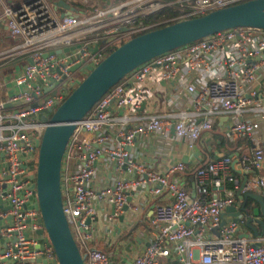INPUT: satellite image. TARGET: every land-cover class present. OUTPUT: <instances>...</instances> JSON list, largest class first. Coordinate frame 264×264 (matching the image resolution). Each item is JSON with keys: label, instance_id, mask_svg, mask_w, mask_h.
I'll return each mask as SVG.
<instances>
[{"label": "built area", "instance_id": "built-area-1", "mask_svg": "<svg viewBox=\"0 0 264 264\" xmlns=\"http://www.w3.org/2000/svg\"><path fill=\"white\" fill-rule=\"evenodd\" d=\"M56 1L18 0L4 11L12 43L0 51V63L3 58H17L21 70L9 81L16 91L5 100L0 98V264L56 261L47 232L39 233L44 225L39 221L40 210L34 206L37 193L31 175L37 170V140L47 125L41 117L51 115L83 77L84 72H73L71 67L85 65L87 72L107 56L109 47L119 46L136 34L247 0H124L98 5L94 10L74 6L76 11L63 18ZM73 1L84 6L92 2ZM168 6L182 11L163 20L142 21ZM71 46L75 48L53 52ZM214 59L222 72L211 67ZM203 66L210 67L207 78L187 76ZM163 81L172 99L159 113L149 114L156 85ZM183 96L186 101L181 105L172 103ZM20 101L21 105L6 106ZM223 114L229 118L224 129L227 137L254 142L250 157L237 158L242 170L255 173L243 192L264 196V175L260 173L264 146L257 138L264 130L263 29L225 30L140 65L77 124L63 159V208L71 230L74 227L78 232L76 237L72 230L85 264H264V234L240 235L245 232L247 214L239 221L222 224L225 209L239 208L243 203L237 196L240 181L231 173L234 156L222 155L197 169L192 196L178 175L186 163L178 161L159 172L150 170L151 162L132 152L143 136H158L161 147L176 139L194 151L204 132L213 136V127ZM71 166L75 170L70 186ZM107 168L112 174L110 182L101 175ZM226 181L236 190L223 194ZM138 187L162 202L146 218L143 248L129 262L115 244L125 235L124 245L131 248L135 228L145 223L141 218L143 199L136 197ZM96 239L102 240L104 247L95 245Z\"/></svg>", "mask_w": 264, "mask_h": 264}, {"label": "water", "instance_id": "water-1", "mask_svg": "<svg viewBox=\"0 0 264 264\" xmlns=\"http://www.w3.org/2000/svg\"><path fill=\"white\" fill-rule=\"evenodd\" d=\"M55 5L61 10V18L76 11L75 7L66 0H57ZM237 27H255L264 30V0H247L139 34L119 45L87 72L85 65L77 64L71 67V71L85 72V76L58 104L51 115L48 113L41 117L47 125L41 140H37V170L31 175V178L35 179L32 188H35L37 193L34 206L40 210L39 221L44 225V230H40L39 233L47 232V241L56 253L54 264H85L63 208L62 165L67 145L77 124L92 111L113 86L135 68L167 52ZM122 29L126 30L127 27ZM233 41H236V38H233ZM74 48V46L65 47L53 52H67ZM92 50L96 52L97 47L94 46ZM172 83L175 84V81ZM162 84L166 82L163 81ZM22 103L23 101L7 103L6 106ZM145 104L144 102L141 109H144ZM171 132L175 134L174 125L171 127ZM189 157V154H184L182 162L191 163ZM194 157H199L198 151L194 153ZM215 158H219V155H215ZM236 163H238L237 158L232 162V168H235ZM237 171L245 174L237 191V196L243 200V203L239 208L227 207L222 214V224L227 221L225 215H232L234 221H239L242 214H247L248 219L245 224L251 232H242L240 235L247 238L261 236L264 234V196L254 191L243 192L249 181V175L242 169ZM133 193L132 191L131 194ZM131 199L132 195H129L128 200ZM248 199L257 202L259 206L251 209L248 206ZM124 210L128 211L129 206L125 205ZM124 219L125 216L121 215L120 221L124 222ZM253 222H257L260 227L253 226ZM116 230L120 232L121 228L117 226ZM2 244L3 238L0 235V254ZM254 245L259 246V242Z\"/></svg>", "mask_w": 264, "mask_h": 264}, {"label": "crops", "instance_id": "crops-1", "mask_svg": "<svg viewBox=\"0 0 264 264\" xmlns=\"http://www.w3.org/2000/svg\"><path fill=\"white\" fill-rule=\"evenodd\" d=\"M18 2V0H0V39L4 40L5 38L9 39V28L7 26V18L4 15L5 8L8 6L15 5ZM6 43V42H5ZM19 60L17 58L13 59L10 58L7 61L1 62L0 63V98L5 100L7 99V96L14 93L16 90L15 87H13L12 83L9 81L11 78L14 76V74L19 73L21 70V66H19ZM211 67H215L221 72L223 71L222 66L218 67L217 60L214 59ZM209 66H203L198 69L197 73L194 72V74H189L187 76L192 77V79H200L202 77L207 78V74L209 73ZM82 76L85 75V72L81 74ZM156 96L152 100V109H148L147 113L153 114V113H159L165 106L166 103L170 102V95L168 94V90L166 88V84H159L156 85ZM172 103L181 105L182 102L186 101V96H183L182 98H179L177 100H171ZM248 114V113H247ZM229 121L228 115L223 114L220 116L217 120L218 122V128L215 133H224L225 126L227 125ZM226 135V134H225ZM228 138V137H227ZM257 138L262 141V144L264 146V130L260 132L257 135ZM231 142V145L237 144V148L234 151H229L230 148L228 147H220L218 149L215 148L214 141L215 139L213 137H208L207 132H204L201 139L199 140L197 144V149L194 151L188 150L185 145L183 144L182 141L179 140H174L173 143L169 145H165L161 147V140L158 138V136H143L138 138V145L136 148L132 150L134 151L135 155L137 156L138 159L140 160H146L151 162V169L150 170H156V171H164L168 167L172 166L173 164L177 163L178 161H182V156L184 154H189V160L191 163L187 164H196L198 162H201V151L204 148H207L208 150H213L215 151V155H230L234 156V159L236 158H245V157H250L252 154V149H253V140L250 138H240V139H228ZM218 143L220 140H217ZM145 148H148L149 151L146 152ZM232 149V148H231ZM199 152V157H194L195 152ZM215 159V158H214ZM211 161V160H210ZM209 162V161H208ZM206 162V163H208ZM101 164V163H100ZM241 170L242 166L240 163H236L235 168H231V173L240 181V183L244 180L245 174L243 173H238L237 170ZM101 175L105 176L108 182L112 180V174L109 171V168L107 169H102ZM261 174L264 175V168L263 170L260 171ZM183 174V172H182ZM249 179L253 178L255 173L253 172H248ZM182 180L188 189V191L191 193L192 196H195V174L191 175L189 178H185L181 175ZM229 182H224L221 192L224 194L229 188ZM136 197L137 198H142L143 199V204H142V214L141 218L142 221L145 222L143 225L142 223L139 224L135 228L134 236L130 238V242H132L133 246L135 249L130 251V247H126L124 245V242L126 241V238L119 237L116 240L117 247L120 249V253L123 254L126 258L129 259V262L134 258L136 254H138L141 249L143 248V244L141 241V238H143V234L145 233V230L148 228L147 220L146 218L152 214L153 208L157 203L162 202V199L158 197H151L149 193L147 192L146 189L142 190H137L136 191ZM259 204L257 202L252 203V208H257ZM260 218L262 215L260 214ZM225 218L228 220H232L233 216L232 215H226ZM253 226L259 228L260 225L257 222L253 223ZM140 229V234H137V230ZM249 228L246 226L243 227V231H247ZM251 232V230H248ZM139 238V240H136L135 238ZM131 244V245H132ZM115 247V246H114ZM105 249L108 251L112 252V250L106 246ZM115 249V248H113Z\"/></svg>", "mask_w": 264, "mask_h": 264}, {"label": "trees", "instance_id": "trees-1", "mask_svg": "<svg viewBox=\"0 0 264 264\" xmlns=\"http://www.w3.org/2000/svg\"><path fill=\"white\" fill-rule=\"evenodd\" d=\"M70 4H72L73 6L75 7H78V8H86L88 7L90 10H94L96 6L98 5H105V6H110V5H115V4H118L124 0H92L91 2V5H88V6H84L76 1H73V0H67ZM181 8L178 7V6H168V7H165L162 11H160L158 14L154 15V16H151L149 18H144L142 19L143 22H147L149 20L151 21H159V20H163L165 18H170L172 16H175L177 14H179L181 12ZM161 26H164V25H160L158 27H161ZM138 34L134 35V36H137ZM118 46H111L108 48V54L111 53L112 51H114ZM82 80V78H81ZM218 128V122L214 125L213 127V138L215 139L214 141V145H215V148L218 149L220 147H228L230 148L229 151H234L238 146L237 144L235 145H231V142L228 140L229 137L227 138V136L225 135V133H218V132H214L216 131ZM220 140V142L218 143L217 140ZM232 148V149H231ZM228 155V154H227ZM201 162H198L196 164H186V169L184 170L183 174L182 172H179L178 175L179 176H183L185 178H189L191 175H193L197 169H199L200 167H202L203 165L206 164V162L210 161V160H213L215 158V151L213 150H208L207 148H204L202 151H201ZM229 188L230 189H235V186L233 183H230L229 184ZM254 201L252 199H248V206L252 208V203ZM245 226V225H244ZM125 236V235H124ZM122 236V237H124ZM174 264H178L177 262H174Z\"/></svg>", "mask_w": 264, "mask_h": 264}, {"label": "rangeland", "instance_id": "rangeland-1", "mask_svg": "<svg viewBox=\"0 0 264 264\" xmlns=\"http://www.w3.org/2000/svg\"><path fill=\"white\" fill-rule=\"evenodd\" d=\"M91 5V4H90ZM6 42V43H5ZM11 40L10 39H8V38H5L4 40H0V51L1 50H3L4 48H7V47H9L10 45H11ZM7 60H9V57L8 58H3L2 59V61L1 62H4V61H7ZM85 75H83V77H84ZM82 77V78H83ZM0 86H1V84H0ZM152 103H153V101L151 100L150 102H149V108L150 109H152ZM74 166H71L70 167V169H69V171H68V176H69V185L71 186L72 185V180H71V176H72V174L74 173ZM72 230H73V233H74V235L77 237V234H78V232H77V230H76V228H72ZM137 234L139 235L140 234V229H138L137 230ZM78 240V239H77ZM78 242H79V240H78ZM91 243H89L88 242V245H90ZM94 244L95 245H97L98 247H104V242L101 240V241H99V240H95L94 241Z\"/></svg>", "mask_w": 264, "mask_h": 264}]
</instances>
